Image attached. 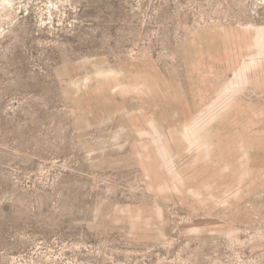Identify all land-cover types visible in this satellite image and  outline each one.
Instances as JSON below:
<instances>
[{"label": "rangeland", "instance_id": "rangeland-1", "mask_svg": "<svg viewBox=\"0 0 264 264\" xmlns=\"http://www.w3.org/2000/svg\"><path fill=\"white\" fill-rule=\"evenodd\" d=\"M0 264H264V0H0Z\"/></svg>", "mask_w": 264, "mask_h": 264}]
</instances>
